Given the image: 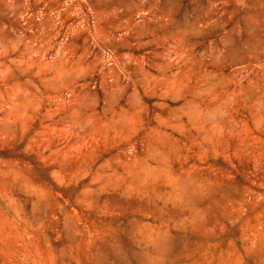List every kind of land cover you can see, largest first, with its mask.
Wrapping results in <instances>:
<instances>
[{"label":"rangeland","instance_id":"374dc122","mask_svg":"<svg viewBox=\"0 0 264 264\" xmlns=\"http://www.w3.org/2000/svg\"><path fill=\"white\" fill-rule=\"evenodd\" d=\"M0 264H264V0H0Z\"/></svg>","mask_w":264,"mask_h":264}]
</instances>
